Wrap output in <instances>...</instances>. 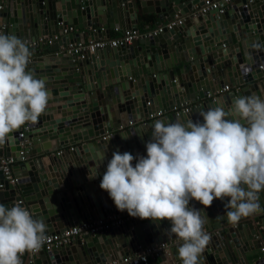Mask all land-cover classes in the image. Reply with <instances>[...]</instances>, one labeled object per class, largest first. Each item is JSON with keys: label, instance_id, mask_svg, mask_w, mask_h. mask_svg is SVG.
Segmentation results:
<instances>
[{"label": "water", "instance_id": "obj_1", "mask_svg": "<svg viewBox=\"0 0 264 264\" xmlns=\"http://www.w3.org/2000/svg\"><path fill=\"white\" fill-rule=\"evenodd\" d=\"M4 1L0 6V34L15 35L28 46L42 39L29 47L32 55L28 68L45 80L50 100L35 124L9 136L4 153L0 145V158H11L14 163L24 160L10 167L12 184L0 170V204L6 208L16 204L27 208L35 219L45 222L46 235L127 212L117 210L108 193L100 188V182L113 152L146 156L145 145L157 120L148 119L149 115L190 103L186 114L177 117L170 114L162 121L183 122L191 118L202 123L200 111L217 103L228 108L234 99L252 94L264 99V0H234L222 15L196 13L204 1L216 0H138L142 14H157L155 28H161L163 20L168 23L178 13L185 19L171 30L161 28L157 34L136 38L128 46L104 47L84 53L81 58L68 53V47L76 43L65 32L84 29L90 37L92 27L106 25L105 38H108L109 29L121 28L123 24L126 30L136 31L135 5L130 2L135 4L137 0ZM77 25L81 26L76 28ZM44 42L52 45L42 49ZM167 53L173 54L176 64H182L179 75L171 69L174 61L165 62L164 66L160 63ZM185 64H189V75ZM224 86L230 91L207 99ZM99 91L104 95L102 102L95 98ZM97 120L103 123L99 126H102L99 139H95L94 133ZM144 120L135 130L113 133L128 123ZM67 146L72 148L68 154L53 153L46 160L42 157ZM98 148H103L104 153H98ZM135 163L134 160L133 166ZM89 169L90 174L98 170L91 180ZM80 173L88 183L85 195L78 187H84V182L78 180ZM225 203L227 200L216 199L204 208L195 200L190 202V207L199 209L207 218H219L217 226L207 228L216 230L217 235L211 238L214 250L205 248L201 264H264V253L260 252L264 242L257 230V225L264 227V221L256 222V226L249 222L247 232L243 233L244 241L239 243V229L228 223ZM261 204L264 207V192ZM170 227L167 220L155 223L132 219L98 234L95 243L93 235L75 238L67 245L52 247L49 252L29 255L26 264L110 263L113 256L128 255L126 249L133 245V238L139 245L145 243L141 249L154 247L148 236L157 245L169 242L170 238L176 242ZM262 231L264 234V228ZM167 258L158 252L150 264H167L162 262ZM172 260L168 264H182L179 257L173 256Z\"/></svg>", "mask_w": 264, "mask_h": 264}, {"label": "clouds", "instance_id": "obj_2", "mask_svg": "<svg viewBox=\"0 0 264 264\" xmlns=\"http://www.w3.org/2000/svg\"><path fill=\"white\" fill-rule=\"evenodd\" d=\"M31 55L26 41L0 34V145L48 107L45 80L28 68ZM199 115L202 123L156 120L146 156L113 152L100 182L118 211L170 222V233L183 242L177 249L182 264H201L211 240L209 219L190 201L208 208L227 200L224 214L233 225L264 212V99L241 95L228 108L217 103ZM97 174L89 169V179ZM46 231L27 208L0 204V264H23L25 253H38L47 242Z\"/></svg>", "mask_w": 264, "mask_h": 264}, {"label": "crops", "instance_id": "obj_3", "mask_svg": "<svg viewBox=\"0 0 264 264\" xmlns=\"http://www.w3.org/2000/svg\"><path fill=\"white\" fill-rule=\"evenodd\" d=\"M135 2V4L133 3V2H130V3H132L133 4V6L135 5V25H136V31H138L139 32V34H142V32H148V31H152V30H154V29H156L155 27H154V23L157 21V14H155L154 12H151V13H146V14H142L141 13V8H140V6H139V1L137 0V1H134ZM128 4L129 6H132V4ZM3 4H5V1L4 0H0V6H3ZM58 7H59V5H58ZM150 7V10H152V6H149ZM103 9V7H97V10H102ZM227 9H229V6H227V8H226V10ZM62 13H63V11H61ZM98 13H100L101 15L103 14V13H101V12H98ZM175 18H177V19H179V20H181L182 22H183V20L185 19V16L184 15H182V13H178V15H176L175 17H172V19L171 20H173V19H175ZM102 19H103V23L105 22V17H102ZM227 22H228V28H229V21L227 20ZM166 22L163 20L162 22H161V26H163L164 24H165ZM79 26H81V25H77V27L76 28H78ZM123 27H121V28H116V29H109L108 30V32H107V34H108V38H105V31L107 30V26L106 25H104V26H100V27H98V28H94V27H92L91 29V31L89 30V32H93L92 34V36H88L87 35V30H84V29H80V30H76V31H74V30H72V29H68L67 30V32H65V34H70L71 35V39H72V41H75V43L77 44V43H81V44H86L89 40H96V39H103V40H108V39H114V38H117V37H120L121 36V34L123 33V31H125L126 29H125V25L123 24L122 25ZM177 27V26H176ZM95 31H97L98 33H97V35H98V37H97V35H96V33H95ZM101 34V35H100ZM79 38L80 39H82V41H79ZM139 38V37H138ZM50 45H52V42L50 43H47V42H44V45L42 46V49H46V48H48ZM74 45V44H73ZM71 46H69L68 47V50H69V48H70ZM175 59H174V56H173V54L172 53H167L166 55H164V58H162L161 57V59H160V63H162L163 64V66H164V64H165V62H172V61H174ZM176 60H178V59H176ZM173 64H174V66L171 68L174 72H176L178 75H179V72H182V69H181V67H183L182 66V64H176L175 63V61L173 62ZM185 66L187 67V70H188V66H189V64H185ZM190 73H189V70H188V75H189ZM181 75V74H180ZM94 85H96V84H94ZM97 86V85H96ZM102 89H105V88H102ZM101 89V90H102ZM228 91H230V90H226V91H223V90H221L220 92H215L213 95H211L210 96V98H207L208 100H210V99H212V98H215V97H217V96H219V95H223V94H225V93H227ZM99 92H101V91H99ZM138 92H139V90H138ZM102 93L103 92H101L100 94H98V98L97 97H95L96 99H98L99 100V102H102L103 100H104V95H102ZM94 94V92H91V95H93ZM185 105H187L188 107H190L191 106V104L190 103H185ZM170 114H172L170 111H163L162 112V115L160 116V117H158V118H155V119H159V120H162L163 119V117H165V116H170ZM141 123H145V120L144 121H138V122H136V124H132L131 123V125H128L127 124V126L126 127H123V128H121L120 130H117V131H114L113 133H116V132H122V131H124V130H126V129H133V130H135L136 129V126H138V125H140ZM103 125V123H101V122H99L98 120L96 121V123H95V125H94V133L95 134H97V136H96V138L95 139H97V137H98V139H99V137H102V134L100 135V131L102 130V126L101 127H99L100 125ZM6 147V144H4V145H2L1 146V149H2V153H4V148ZM74 147V146H73ZM69 148H71V146H67V147H65V148H59V150L58 151H55V152H52V153H44L43 155H42V157H43V159L44 160H46V156H53L52 154L54 153H61V152H66V154H68L69 153ZM97 152L98 153H101V152H103V148L101 149V148H98V150H97ZM104 153V152H103ZM1 158H3V156L1 157ZM36 159L34 158V161H35ZM24 162V160H20V161H18V162H16V163H13L12 164V166L13 165H17V164H21V163H23ZM83 178L85 179V176H83L81 173L80 174H78V180H79V182H81V183H83L84 182V180H83ZM88 178H89V176H88ZM91 180V179H90ZM88 183L85 181L84 183H83V185H84V187H82V186H78V187H80L81 188V191H82V193L85 195L88 191H89V189H88V185H87ZM89 185H90V183H89ZM222 216V215H221ZM220 217V216H219ZM138 217H136V218H134L135 220L137 219ZM249 218H252V219H241L237 224H235V230L236 229H239V231H237V233H238V241H239V243H242L243 241H244V234L243 233H246L247 232V230H246V225L247 224H249V222H253L254 224H255V226H256V222H258V221H260V222H263L264 221V212H262V213H258V214H255V215H253V216H250ZM209 219V223L206 225L207 227H206V229L207 228H210V227H213V226H217V221L219 220V218L218 217H216V218H213V217H209L208 218ZM263 219V220H262ZM215 221V222H214ZM225 224L224 223H221V226H224ZM233 225V224H232ZM239 225V226H238ZM137 226V225H136ZM237 226V227H236ZM136 228V227H135ZM264 228V227H263ZM263 228H261V226H258L257 225V230H258V232L260 233V235H261V237H262V239H263V242H264V234H263V231H262V229ZM131 230L132 229H130V230H128L127 231V233L128 234H131ZM208 230V229H207ZM210 235H211V238H213L214 236H216L217 235V231L216 230H208L207 231ZM163 233H165L164 231H163ZM103 234V233H102ZM87 235V234H86ZM85 234H82V235H80L79 237H78V239H83L85 236H86ZM100 235V234H99ZM166 235V234H165ZM98 236V234H95V235H93V238H92V241L95 243L96 242V237ZM167 236H168V234H167ZM134 237V236H133ZM169 238V237H168ZM256 239V238H255ZM258 239V238H257ZM148 242H150V244L152 245V246H154V247H149V248H146V249H151V248H153V249H155L156 250V252L158 253V252H161L163 255H166L168 258H167V260L165 261V260H162V262H164V263H173V260H172V257L173 256H175V257H177L178 258V254H177V249H178V247L183 243L182 241H180V240H178L177 238H176V242H174L173 240H172V238H170V240H169V242H167V243H162V244H164V247L163 248H161L160 247V244L159 245H157V243L155 242V239L154 238H152V237H149L148 236ZM214 242H216V241H214ZM132 243H133V245H128V247H127V249H126V251H127V253H128V255H124V256H121V257H119V258H115L114 256H113V261H116V262H118L119 261V259H121V258H123V257H126V256H130V257H134V256H136V255H138V253H142L143 251H145L146 249H141L140 248V246H145L144 244H140L139 245V243H137L136 242V240H134V238H133V241H132ZM131 243V244H132ZM207 247H209V251H213L214 250V247H213V241H211L210 240V242H209V244L207 245ZM171 252H172V254H171ZM29 256V254L28 253H25L22 257H21V259H22V262H23V264H26V259H27V257ZM153 257L154 256H148V264H150V262L152 261V259H153ZM97 259H95V261H96ZM69 264H74L73 262H71V263H69Z\"/></svg>", "mask_w": 264, "mask_h": 264}, {"label": "built area", "instance_id": "obj_4", "mask_svg": "<svg viewBox=\"0 0 264 264\" xmlns=\"http://www.w3.org/2000/svg\"><path fill=\"white\" fill-rule=\"evenodd\" d=\"M232 1L234 0L204 1L203 5L197 9L196 13L198 15H205L209 12H215L216 15H222L224 14L227 6H230ZM180 23L181 20L175 18L170 22L165 23L163 26H161V28L165 30H171L173 27L178 26ZM161 28H156L146 33L142 32V34H139L138 31L125 30L123 31L120 37L114 39H108V40L96 39V40H89L86 44H81V43L74 44L69 48L68 53L75 58H81L84 53H93L94 51L101 50L104 47L116 48L119 46H128L131 44L133 40H135L138 37L146 36L149 34L152 35L157 34L158 32L161 31ZM41 41L42 39L39 38L36 42L30 43L29 47H33L37 43H41ZM261 70L263 69L261 68ZM222 90L226 91L227 87L224 86ZM188 110L189 107L185 104H182L179 105L178 107L173 106L170 112L177 117L186 114ZM161 115L162 112H157L156 114L149 115L148 119H155L160 117ZM128 125H131V123H128ZM18 137L22 138L23 133L19 134ZM71 149L72 148H69V150ZM58 154L59 153H56V155ZM13 163L14 162L12 161L11 158H4V157L0 158V170L3 172V176L8 181L9 184H12L14 182L13 178L11 177V171H10V167L12 166ZM132 219H134V217L129 216L128 213L125 212L119 215L109 216L106 219L97 220L93 223L84 224L79 227L67 228L60 233L48 234L46 235L47 242L43 245L40 251L49 252L50 249L54 246L67 245L82 234L85 235L102 234L109 227L122 225ZM160 247L163 248L164 244H160ZM260 252L264 253V248H260ZM29 255H33V254H29ZM156 255H157L156 250L151 248V249H146L142 253L141 252L138 253V255L134 257L126 256L119 259L118 262L111 261L110 263H104V264H148V256L152 257Z\"/></svg>", "mask_w": 264, "mask_h": 264}]
</instances>
